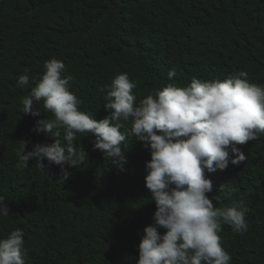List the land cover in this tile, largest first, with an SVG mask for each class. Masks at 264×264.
<instances>
[{
  "label": "trees",
  "instance_id": "trees-1",
  "mask_svg": "<svg viewBox=\"0 0 264 264\" xmlns=\"http://www.w3.org/2000/svg\"><path fill=\"white\" fill-rule=\"evenodd\" d=\"M52 57L65 63L80 110L97 120L108 115L104 96L120 73L137 83V102L172 82V68L180 85L240 71L264 85V0H0V196L10 210L0 216V237L23 230L26 264H136L156 205L144 180L151 154L134 136L124 171L87 133L74 144L88 158L69 167L66 180L54 164L48 175L35 160L17 168L24 141L26 150L52 142L33 130L50 111L34 103L41 117L22 113V98ZM25 70L30 85L17 87ZM239 147L245 162L207 174L214 186L207 195L220 197L218 207L231 202L229 192L245 201L247 231L225 224L221 243L231 264H264V136Z\"/></svg>",
  "mask_w": 264,
  "mask_h": 264
},
{
  "label": "clouds",
  "instance_id": "clouds-1",
  "mask_svg": "<svg viewBox=\"0 0 264 264\" xmlns=\"http://www.w3.org/2000/svg\"><path fill=\"white\" fill-rule=\"evenodd\" d=\"M66 71L63 61L46 60L44 72L22 98L24 114L41 117V108L34 103L51 112L53 118L37 119L33 130L51 137L52 142L35 143L26 150L28 142L24 141L17 168H27L35 160L48 175L46 168L54 164L66 180L71 175L68 168H77L88 158L83 146L74 144L78 134L87 133L94 135L93 149L124 171L127 137L134 136L151 154L145 162L144 180L156 205L154 223L144 227L136 264H231L219 233L225 224L235 233L246 232L249 209L243 199H231L230 192L225 197L229 204L215 206L214 200L220 197L207 195L214 188L207 174L239 166L247 158L239 146L264 136V85L251 83L244 71L223 80L193 77L189 84L180 85L173 81L178 73L172 68L168 72L172 82L137 102L133 92L137 83L120 73L104 96L108 115L97 120L80 110L83 101L70 90L71 76ZM16 85H30L27 70ZM9 213L0 196V216ZM0 264H26L22 229L0 237Z\"/></svg>",
  "mask_w": 264,
  "mask_h": 264
}]
</instances>
